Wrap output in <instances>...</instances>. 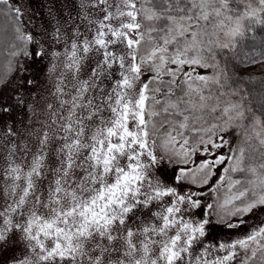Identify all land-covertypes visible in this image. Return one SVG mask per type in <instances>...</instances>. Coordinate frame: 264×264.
<instances>
[{
  "label": "snow or ice",
  "instance_id": "snow-or-ice-1",
  "mask_svg": "<svg viewBox=\"0 0 264 264\" xmlns=\"http://www.w3.org/2000/svg\"><path fill=\"white\" fill-rule=\"evenodd\" d=\"M44 7L0 0V264H264V0Z\"/></svg>",
  "mask_w": 264,
  "mask_h": 264
},
{
  "label": "rangeland",
  "instance_id": "rangeland-1",
  "mask_svg": "<svg viewBox=\"0 0 264 264\" xmlns=\"http://www.w3.org/2000/svg\"><path fill=\"white\" fill-rule=\"evenodd\" d=\"M46 3L47 0H21L22 6L27 9L25 18L32 17L33 23L39 24L46 13Z\"/></svg>",
  "mask_w": 264,
  "mask_h": 264
},
{
  "label": "trees",
  "instance_id": "trees-1",
  "mask_svg": "<svg viewBox=\"0 0 264 264\" xmlns=\"http://www.w3.org/2000/svg\"><path fill=\"white\" fill-rule=\"evenodd\" d=\"M257 34H264V29H262V28H260L259 26H258V28H257ZM245 75V77H247V73H245L244 74ZM260 76V73L259 72H254L253 73V77H254V79H253V84H255V77H259ZM248 85H246V87H247Z\"/></svg>",
  "mask_w": 264,
  "mask_h": 264
}]
</instances>
